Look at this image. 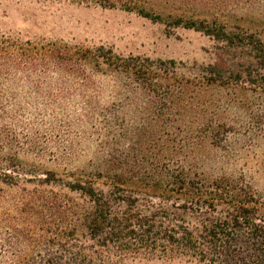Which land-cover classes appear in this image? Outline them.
I'll return each instance as SVG.
<instances>
[{
    "label": "trees",
    "instance_id": "obj_1",
    "mask_svg": "<svg viewBox=\"0 0 264 264\" xmlns=\"http://www.w3.org/2000/svg\"><path fill=\"white\" fill-rule=\"evenodd\" d=\"M66 1L193 29L221 44V52L187 74L174 60L104 46L0 48V264H122L153 256L264 264V195L243 172L198 167L206 145L231 159L235 141L264 131V41L223 20L242 0ZM50 76L56 89H49ZM24 82L36 93L48 88L51 103H79L78 135L55 129L54 143L65 154L56 161L76 157L88 139L101 154L63 184L65 194L22 188L9 195L15 176L7 167L27 153L40 162L47 152L46 133L18 127L17 92L6 87ZM126 114L139 119L137 127L124 125ZM52 176L46 173V185Z\"/></svg>",
    "mask_w": 264,
    "mask_h": 264
},
{
    "label": "rangeland",
    "instance_id": "obj_2",
    "mask_svg": "<svg viewBox=\"0 0 264 264\" xmlns=\"http://www.w3.org/2000/svg\"><path fill=\"white\" fill-rule=\"evenodd\" d=\"M230 7L223 19L228 28L253 33L264 41V3L242 0ZM167 23L153 22L120 8H102L66 0H0V48L3 53H8L12 52L8 50L10 45L25 46L26 43H60L69 47L86 48L104 46L124 56L174 60L187 74L194 73L197 67L212 63L221 52L222 45L211 37L193 29L169 26ZM49 78L52 83L49 89H56L54 85L57 78ZM6 89L17 92L15 105L21 111L19 130H26L28 125H33L34 130L46 133L41 140L47 144V152L43 153L40 162L36 153H27L21 155L14 167H7L12 169L11 174L15 176L11 182L15 192H9V195H17L22 188H44L48 192L61 191L65 194L63 184L70 181L73 174L90 169L92 163L101 156L97 153L96 143L88 139L79 146L76 157L56 161L57 157L64 158L65 154L54 143L58 139L54 138L55 129L61 133L69 131L72 135H78L81 130L73 122L79 111L77 99L71 97L72 99H65L64 103L54 104L49 101L51 95L45 93L48 88L36 93L26 82L17 87L7 84ZM52 94L56 95L55 92ZM126 115L124 125L131 129L137 127L139 119L133 114ZM68 125L71 126L70 130ZM124 125L118 126L117 132ZM134 140L135 137L123 142H130L131 145ZM234 144L237 152L231 159L224 150L206 145L200 152L198 167L206 173L243 172L255 189L264 195V131H258L245 140L241 137ZM47 172L53 173L50 177L52 184L49 186L43 181ZM45 221L50 223L48 219ZM122 264L193 263L153 256L129 257Z\"/></svg>",
    "mask_w": 264,
    "mask_h": 264
}]
</instances>
